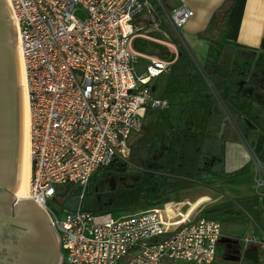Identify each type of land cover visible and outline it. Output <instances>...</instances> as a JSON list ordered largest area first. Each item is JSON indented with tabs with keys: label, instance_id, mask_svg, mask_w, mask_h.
Returning <instances> with one entry per match:
<instances>
[{
	"label": "built area",
	"instance_id": "1",
	"mask_svg": "<svg viewBox=\"0 0 264 264\" xmlns=\"http://www.w3.org/2000/svg\"><path fill=\"white\" fill-rule=\"evenodd\" d=\"M9 1L29 108L28 199L49 216L59 239L61 264H214L221 224L196 214L199 205L188 215L190 203L120 217L79 206L96 170L114 161L129 162V139L141 131L146 111L168 106L165 99L152 95L148 83L170 64L146 57L138 74L141 55L130 47L133 18L148 0ZM155 1L176 37L185 42L182 29L193 16L186 1L171 7ZM186 47L213 100L235 124L204 65ZM251 158L258 175L256 191L261 193L264 165L254 154ZM74 185L77 208L62 205L59 216L49 200L63 197L64 203L72 196L66 190ZM242 241L264 248V230L259 238L247 235Z\"/></svg>",
	"mask_w": 264,
	"mask_h": 264
},
{
	"label": "crops",
	"instance_id": "2",
	"mask_svg": "<svg viewBox=\"0 0 264 264\" xmlns=\"http://www.w3.org/2000/svg\"><path fill=\"white\" fill-rule=\"evenodd\" d=\"M162 1L169 7L178 3V0ZM185 1L193 11L182 29L185 42L176 37L155 0H148V6L133 18L130 47L141 55L136 62L137 73L144 70L146 57L154 56L170 64L167 71L148 83L152 95L165 99L168 106L146 111L135 141L146 139L153 151L162 147L161 160L169 161L170 154L172 158L175 156L171 167L174 171L167 174L207 177L199 178V182L194 180L203 186L194 200L184 194L181 202L167 205L168 210L190 203L186 215L199 205L196 214L202 215L204 211L203 215L218 220L206 212L227 202L221 201L222 193L218 196L208 189L210 178L246 172L253 163L251 155L264 157V0ZM186 46L212 72L214 83L222 85L224 99L235 113L242 133L239 128L233 130L224 125L220 107ZM226 67L232 73L229 76ZM257 176L255 169L250 178L254 185ZM187 181L184 178L182 187L188 186ZM250 197L243 218L246 224L238 223L223 232L225 227L220 223L221 238L239 240L258 254L264 248L254 242L245 244L242 239L247 235L259 238L264 230V192L257 193L255 185L254 195ZM167 199L166 204L172 201ZM206 200H212V204L202 203ZM227 208L222 211L226 217L237 214V208Z\"/></svg>",
	"mask_w": 264,
	"mask_h": 264
},
{
	"label": "water",
	"instance_id": "3",
	"mask_svg": "<svg viewBox=\"0 0 264 264\" xmlns=\"http://www.w3.org/2000/svg\"><path fill=\"white\" fill-rule=\"evenodd\" d=\"M24 91L8 0H0V264H61L59 239L47 213L26 196ZM72 193L63 205L77 208ZM242 259L259 264L256 251L239 240ZM261 262V261H260Z\"/></svg>",
	"mask_w": 264,
	"mask_h": 264
},
{
	"label": "rangeland",
	"instance_id": "4",
	"mask_svg": "<svg viewBox=\"0 0 264 264\" xmlns=\"http://www.w3.org/2000/svg\"><path fill=\"white\" fill-rule=\"evenodd\" d=\"M226 68L228 72V67ZM205 71L210 80L214 82L215 77L212 75V72L208 71L207 68ZM231 74L232 73L228 72V76ZM227 109L228 114L235 124L228 119L224 111L220 108L223 114L224 125L233 130H237V126L242 133L240 125H238L235 121V113L229 107H227ZM137 134L138 133H134L132 134L133 136L131 135L132 137L130 136V141L133 146L131 145V156L129 162L122 163L125 169L118 171L116 168H112L109 165L104 169L96 170L90 177V180L84 190L83 197L79 203L80 208L90 210L97 214L110 212L114 217H120L137 211H142L144 203L152 200L158 194H162L163 197L170 198L172 201L167 202V204L159 203L152 208L163 207V205L167 206L173 202H181L183 200L182 195L184 194L190 195L189 198L192 201L195 196L202 192L201 189L203 186H200L201 183H194V180L199 182V178H207L206 176L200 177L202 175H198L194 177H174L171 174H167L168 172L174 171L171 167L175 162V156L172 158V154H170V158V156L165 153L167 158H170V160H161L162 158L160 157H162V147L158 151H153L151 144L149 145L146 139L136 142ZM177 159L180 158H176V160ZM114 162L120 163L118 161ZM255 169L256 166L254 163H251L249 165V170L246 172H237L233 175H220L210 178L211 181L209 185L211 187L208 189L212 194L218 196L222 193L221 201H225L227 203L212 208V210L206 212V215L217 218L218 221L225 227L223 228V232H228V229L238 223L246 224V221L243 218H245V214L247 213L245 209L246 201L248 198H252L250 196L254 195L255 191V185L252 181H250ZM184 178L188 180L186 183L189 184L188 186L182 187ZM74 189L75 185L70 188L71 191ZM60 198L54 197L53 199H50L48 203V206L57 212L59 216H61L60 210L63 207V197L61 199ZM207 203L208 205L212 204V200H208ZM227 207L237 208V214H234L231 218L223 215L222 211H224ZM184 209L185 207L182 208V210ZM236 215H239L237 216L239 218H236ZM223 252L224 246L218 243L215 247L214 264H227L222 258ZM258 256L261 263L264 264L263 249L258 250ZM244 261H246V259H244Z\"/></svg>",
	"mask_w": 264,
	"mask_h": 264
},
{
	"label": "bare ground",
	"instance_id": "5",
	"mask_svg": "<svg viewBox=\"0 0 264 264\" xmlns=\"http://www.w3.org/2000/svg\"><path fill=\"white\" fill-rule=\"evenodd\" d=\"M11 13H12V22H13V32H14V39H15V47L17 50L19 66H20V74H21V84L23 86L24 91V116H25V185H26V196H14L17 199H26L28 198V189H29V177H30V152H29V108H28V100H27V93H26V80H25V73H24V63L23 58L20 52V41H19V34L17 30V22L14 16L10 1L8 0Z\"/></svg>",
	"mask_w": 264,
	"mask_h": 264
},
{
	"label": "trees",
	"instance_id": "6",
	"mask_svg": "<svg viewBox=\"0 0 264 264\" xmlns=\"http://www.w3.org/2000/svg\"><path fill=\"white\" fill-rule=\"evenodd\" d=\"M213 20H214V19H213ZM214 84H215V86L217 87L218 91L221 93L222 98H223V100H224L226 106L228 107V105H227V103H226V101H225V99H224V96H223V94H222V85L219 84V83H214ZM257 158L259 159V161H260L262 164H264V157H263L262 154L257 155ZM110 166H111L112 168H116L118 171H122V170L125 169V167H124V165H123L122 163H115V162H112V163L110 164ZM166 201H168V199H167L166 197H163L162 194H158V195H156L152 200L145 202L144 205L142 206V209H143V210H146V209H149V208L154 207L155 205H157V204H159V203H165ZM203 214H204V211L202 212V215H203ZM203 216H205V215H203ZM205 217H207V216H205ZM208 218H211V217H208Z\"/></svg>",
	"mask_w": 264,
	"mask_h": 264
},
{
	"label": "flooded vegetation",
	"instance_id": "7",
	"mask_svg": "<svg viewBox=\"0 0 264 264\" xmlns=\"http://www.w3.org/2000/svg\"><path fill=\"white\" fill-rule=\"evenodd\" d=\"M73 191H71L69 188L66 190L65 194H70L72 193ZM223 238V237H222ZM220 237L219 239V242L220 244H222L224 246V252H223V260L224 262H226L227 264H236L238 263L237 261L234 260V258L236 257L237 255V245L235 244V241L236 239H229L227 241H222V239ZM252 264L251 261L249 260H246L244 261V259L241 260V263L240 264ZM259 264H262L260 261H259Z\"/></svg>",
	"mask_w": 264,
	"mask_h": 264
}]
</instances>
